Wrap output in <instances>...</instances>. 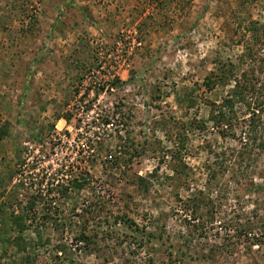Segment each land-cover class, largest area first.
I'll return each instance as SVG.
<instances>
[{
    "label": "rangeland",
    "instance_id": "374dc122",
    "mask_svg": "<svg viewBox=\"0 0 264 264\" xmlns=\"http://www.w3.org/2000/svg\"><path fill=\"white\" fill-rule=\"evenodd\" d=\"M0 209V264H264V0H0Z\"/></svg>",
    "mask_w": 264,
    "mask_h": 264
},
{
    "label": "trees",
    "instance_id": "16d2710c",
    "mask_svg": "<svg viewBox=\"0 0 264 264\" xmlns=\"http://www.w3.org/2000/svg\"><path fill=\"white\" fill-rule=\"evenodd\" d=\"M236 84H237V88H238V89H235L236 91L230 92V94L223 101L222 104H219L217 106L214 105L215 108H216V109H214L215 112H216L217 109L219 110V112H218L219 117L216 118L215 114H213L211 121H215V124H217V125H224L225 124V125L231 126V122H230L231 117H228L226 115L225 111L230 110V108H232L237 102L242 103V102L245 101V98H244V95H245L244 94V90H245V88H246V92L248 90L249 91H253L254 90L253 85L251 87H247L246 86L247 82L245 84V82L243 83V82L238 81ZM210 85H212V84L206 83L205 86L208 87V88H211ZM257 90H259V89L257 88ZM224 133H222V134H224ZM68 183L70 185H72V187L74 189H78L79 190V189H82L84 187V185L86 184V179L83 178V180H78V178L76 177V178H73L72 180H70ZM61 193L64 194L65 192L62 190ZM39 198L40 197L38 195H36V196L35 195L28 196L27 201H25V204H23L24 206L19 201L20 199H19L18 196L16 197V200H14L12 202L10 201L8 203L9 208L13 210L12 213H10V217H11L12 223L16 226V228H17V230H18V232L20 234L24 233L27 230V227H26L27 225L24 222L27 221V222H30L32 224V222L35 221V218L37 217L36 216V214H37L36 205L39 202L38 201ZM17 202H19L18 204H20V206H22V207H20V208H22L21 213L18 214V215L16 214L15 209L19 205L18 206L13 205V204H15ZM0 212H3V211L0 209ZM85 237L86 236L84 235V233H81L80 234V238H78V240H81V241L85 240ZM18 238H20V237H18Z\"/></svg>",
    "mask_w": 264,
    "mask_h": 264
}]
</instances>
